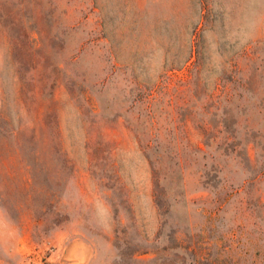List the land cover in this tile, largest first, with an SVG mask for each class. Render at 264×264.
Here are the masks:
<instances>
[{
    "label": "rangeland",
    "instance_id": "1",
    "mask_svg": "<svg viewBox=\"0 0 264 264\" xmlns=\"http://www.w3.org/2000/svg\"><path fill=\"white\" fill-rule=\"evenodd\" d=\"M0 264H264V0H0Z\"/></svg>",
    "mask_w": 264,
    "mask_h": 264
}]
</instances>
